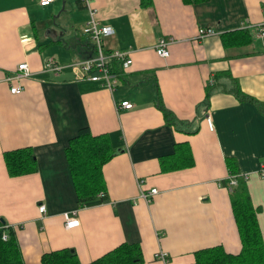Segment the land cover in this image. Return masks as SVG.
<instances>
[{"label":"crops","instance_id":"obj_1","mask_svg":"<svg viewBox=\"0 0 264 264\" xmlns=\"http://www.w3.org/2000/svg\"><path fill=\"white\" fill-rule=\"evenodd\" d=\"M92 5L99 24L113 29L105 49L132 59L113 90L78 80L69 67L94 53L82 32L89 20L82 0H0V76L21 62L31 72L17 94L0 82V220L15 230L24 262L69 248L87 264L123 242L140 245V264H190L195 251L213 246L237 254L227 158L249 174L264 243V0ZM200 27L217 34L199 37ZM161 38H172L167 57L154 49ZM47 60L64 67L46 70ZM233 79L245 99L234 94ZM121 101L133 107L117 109ZM84 127L107 134L114 152L102 167L107 200L80 207L64 150ZM24 146L37 169L10 177L3 152ZM65 214L77 224L66 227ZM158 251L168 263L155 258Z\"/></svg>","mask_w":264,"mask_h":264},{"label":"trees","instance_id":"obj_2","mask_svg":"<svg viewBox=\"0 0 264 264\" xmlns=\"http://www.w3.org/2000/svg\"><path fill=\"white\" fill-rule=\"evenodd\" d=\"M202 2L205 0H192ZM111 72L122 77L124 69L113 61ZM225 74V73H223ZM230 76L229 73L225 74ZM233 81V92L240 99H245ZM211 86L206 87V97ZM164 118L173 122L171 111L158 103ZM264 111V104L260 103ZM71 179L77 194L80 207L97 205L107 200L105 182L102 174L103 165L113 156V147L107 134L93 135L89 128L78 130L65 147ZM3 160L10 177H17L36 171V161L31 146L19 147L3 152ZM229 174L235 175L237 183L231 187V206L235 223L239 232L241 249L237 254L227 253L221 246L202 248L194 252V262L190 264H264V243L257 221V208L253 206L246 181L238 176L233 166V159H226ZM102 192V195L99 193ZM6 234V239L2 238ZM143 262L142 250L138 243L123 242L100 257L87 264H140ZM0 264H26L23 260L19 243L13 227L0 220ZM38 264H81L77 254L69 248L52 250L42 254Z\"/></svg>","mask_w":264,"mask_h":264},{"label":"built area","instance_id":"obj_3","mask_svg":"<svg viewBox=\"0 0 264 264\" xmlns=\"http://www.w3.org/2000/svg\"><path fill=\"white\" fill-rule=\"evenodd\" d=\"M53 0H38L41 6L49 5ZM89 14V20L82 28V32L86 34L92 41L94 53L87 58L79 60L75 63L69 64V67L74 71L75 76L78 80H91L97 81L102 87H106L109 90H113L118 82V75L111 72V64L113 61L118 62L124 70L131 64L132 59L129 52L124 49H114L107 50L104 47L103 39L113 33V29L109 25H101L96 19V9L92 5L94 0H82ZM217 34V31L211 27H200L198 29V36H211ZM259 34L264 37V28L259 29ZM172 42V38H161L158 40L154 46L155 52L161 57H167L169 51L167 46ZM64 66L56 64L52 60H47L45 63V69L52 72L58 73ZM30 68L27 62L19 63L14 71L5 76H0V82H9L10 92L12 94H17L23 91L24 86L21 84L22 79L30 75ZM213 81H209L212 84ZM117 109H131L133 105L128 101H121L117 103ZM207 122L209 127L212 129V122L209 117H207ZM258 174L264 177V164L258 169ZM238 176L242 177L244 180L249 177L247 173H239ZM229 179V185L235 186L237 179L235 175L229 174L227 177ZM156 193V189H152L148 194ZM103 193L100 192L99 195ZM143 196H146L143 194ZM39 212L45 210L44 205H39ZM65 226L72 227L77 224V219L75 217L65 214ZM2 238L6 239V234H2ZM155 258L163 262L168 263L169 259L166 252L158 251L155 253Z\"/></svg>","mask_w":264,"mask_h":264}]
</instances>
